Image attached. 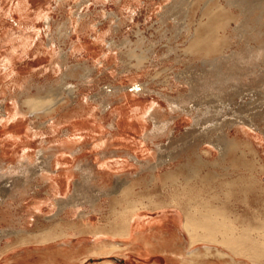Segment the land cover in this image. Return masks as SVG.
Returning <instances> with one entry per match:
<instances>
[{"label": "rangeland", "instance_id": "obj_1", "mask_svg": "<svg viewBox=\"0 0 264 264\" xmlns=\"http://www.w3.org/2000/svg\"><path fill=\"white\" fill-rule=\"evenodd\" d=\"M166 211L177 263L130 235ZM223 233L264 238V0H0V264H231L187 254Z\"/></svg>", "mask_w": 264, "mask_h": 264}, {"label": "bare ground", "instance_id": "obj_2", "mask_svg": "<svg viewBox=\"0 0 264 264\" xmlns=\"http://www.w3.org/2000/svg\"><path fill=\"white\" fill-rule=\"evenodd\" d=\"M217 26H218V24H217ZM207 29H208L207 36L206 37L204 36L205 37L204 39L203 38H200V39L197 38L195 43L193 44V46L194 47H198L200 45H207L209 47V45H212L213 47L211 49L217 50L219 48V40H217L216 37H217V30L219 29V26L215 29V31H214L212 25H208ZM208 49H210V48H207V51H208ZM60 101H61V99H59L57 97H54V96L53 97H47V98L29 97L26 100V103L28 104V106L31 109H34V110L44 109L46 111H51V110H55L56 109V106L59 104ZM189 205H190V203H189ZM65 206H66V204L60 205V210L63 209ZM212 209H214V208H212ZM215 209H217V208H215ZM72 212L76 213L77 211H72ZM135 214L136 213L133 212L127 218L128 219V223L131 224L132 228H133V225L138 221V219H137ZM211 216H212V219H214L216 217L215 215L213 217L212 214H211ZM81 217H83V216H81ZM187 218H189V217L187 216ZM196 218H198V217H196ZM161 219L162 220L171 221L172 223H177L180 220V214L177 211H166V212H164L161 215V217L159 219H156V220H161ZM226 219H227V217H223L222 221L226 222ZM187 223L188 222H186L184 225H182L185 229H188V224L189 223L191 224V222H189L188 224ZM226 230H228V229H226ZM131 232H132V230H131ZM51 233H52V231H51ZM53 234H54V232H53ZM223 235L224 236L221 237V238L212 236V237L208 238L207 240L200 239L201 241L205 242L204 243L205 245H203V246L201 245L199 247H194V245H195L194 243L196 241H192V244H190V248L187 250V254L191 257L193 254H195L198 251H201V253L202 252H205V253L206 252H214V253H216V256L218 255L220 258L228 260L231 264H241L242 263V260H240L241 257L253 258L254 255H258L259 254L258 250H261L262 247H264V238H263V241L259 242V241H256L254 239H251L249 236L248 237H241L240 234H238L239 236H226V234L223 233ZM99 240H101V239H99ZM137 241H143V243L145 245H149V246L153 245V242L149 238H141V239H137ZM177 241H178V239H176V238H172V239L164 238V239H160V245H162L165 248L169 249V248L175 247L176 244H177L176 243ZM102 242H104V240L100 241V243H102ZM100 243L97 242V244H100ZM112 246L114 248H116V247H119L120 245L119 244L118 245L117 244H112ZM260 247H261V249H259ZM72 249H73V246H72ZM263 250H264V248H263ZM262 252H264V251H262ZM209 254H211V253H208L207 255H209ZM258 264H264V262L262 263V261H260V262H258Z\"/></svg>", "mask_w": 264, "mask_h": 264}, {"label": "crops", "instance_id": "obj_3", "mask_svg": "<svg viewBox=\"0 0 264 264\" xmlns=\"http://www.w3.org/2000/svg\"><path fill=\"white\" fill-rule=\"evenodd\" d=\"M143 222V221H142ZM177 223H172L171 221H167V220H155V222L152 223H140L139 221H137L134 225L133 228L131 227V224H129L130 227V234L131 233H135L136 234V240L137 239H141V238H149L150 239V235L147 234V231L152 232V236H153V245L149 246V245H145L144 247H138L135 250H139V254L140 252H142L141 254L147 253V254H154V253H160L162 255L165 256V260L170 262V263H177L178 260H175L176 255H172L171 254V250L173 249L175 250L176 246H178V242H176V246L173 248H165L164 246L160 245V239H164V238H177V236L171 232V228L173 226H175ZM132 230V232H131ZM168 234V235H167ZM157 249V250H156ZM173 252V251H172Z\"/></svg>", "mask_w": 264, "mask_h": 264}]
</instances>
